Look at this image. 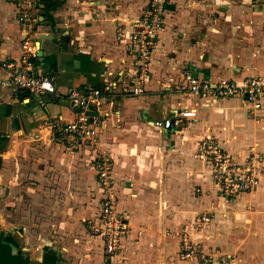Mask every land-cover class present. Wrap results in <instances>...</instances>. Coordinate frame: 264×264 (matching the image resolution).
<instances>
[{"label": "crops", "instance_id": "0c3cea01", "mask_svg": "<svg viewBox=\"0 0 264 264\" xmlns=\"http://www.w3.org/2000/svg\"><path fill=\"white\" fill-rule=\"evenodd\" d=\"M146 1L37 0L33 70L52 80L55 94L16 88L9 82L11 69L0 63V209L9 198L13 205L23 197L39 198L43 223L37 227L63 238L58 247L51 246L56 240L42 244L57 264L81 246L83 220L98 223L102 192L95 153L86 143L69 150L55 138L51 122L75 116L73 90L110 81L113 92L97 107L95 125L100 146L112 158L118 210L127 215L120 248L108 254L110 260L120 253L127 264H198L179 258V229L194 215L208 214L209 225L202 233L189 230L191 238L235 254L239 264H264V171L254 187L224 196L208 158L198 151L209 137L236 163L264 156V94L261 107L251 108L240 96L184 88L187 71L212 82L264 75V0H167L164 27L147 69L139 72L125 37L116 34L129 32ZM27 33L15 4L0 0V59L19 60ZM134 86L142 91L133 92ZM183 107L194 108L196 116L175 129L152 126L154 118ZM257 164L263 166V159ZM18 208L11 210L23 216ZM9 228L10 243L19 242ZM91 236L96 238L88 247L96 243L94 249L104 250L101 238ZM42 259L43 252L36 262Z\"/></svg>", "mask_w": 264, "mask_h": 264}, {"label": "built area", "instance_id": "2783aa9c", "mask_svg": "<svg viewBox=\"0 0 264 264\" xmlns=\"http://www.w3.org/2000/svg\"><path fill=\"white\" fill-rule=\"evenodd\" d=\"M17 8V19L28 33L21 41L22 53L19 60L3 61L0 63L11 69L9 82L16 88L26 90L32 94H55L52 80L42 73L33 70L36 51V40L32 37L33 24L36 21L35 4L37 0H10ZM167 0H147L133 27L125 35L118 31V39L125 37L124 47L127 53L133 54L139 72L147 69L149 59L156 40L164 27V9ZM185 91L191 94H208L211 96H240L244 105L260 108V96L264 94V75H252L245 78H220L210 81L199 77L195 73L185 72ZM133 92H141L142 88L134 86ZM113 92V83L103 82L101 85L90 86L84 91L73 90L69 100L76 110L75 116L67 122L53 120L51 128L55 138L61 140L69 150H76L81 144H88L94 149L93 167L100 186L102 196L99 201L98 223L87 221L91 233L98 235L104 251L113 255L117 253L121 240L127 229V215L118 210V197L111 175L112 158L110 152L102 148L97 139L96 109L101 105L105 96ZM196 110L183 107L172 114L154 118L151 124L156 129L170 130L181 125L184 120L193 119ZM198 151L208 158L213 173L214 185L224 196L234 195L240 191L257 185L262 172L257 161L252 157L250 161L241 164L228 158L221 148L210 140L202 139ZM254 160V161H253ZM210 216L200 214L195 225L205 229L209 225ZM179 258L196 260L198 264H239L235 254H221L218 251L205 248L201 242L189 240L187 234L182 235Z\"/></svg>", "mask_w": 264, "mask_h": 264}, {"label": "rangeland", "instance_id": "374dc122", "mask_svg": "<svg viewBox=\"0 0 264 264\" xmlns=\"http://www.w3.org/2000/svg\"><path fill=\"white\" fill-rule=\"evenodd\" d=\"M224 154L226 153L224 152ZM252 157L254 159L257 157L256 161H260L262 159L264 161V156L261 154L257 156L254 155L248 156L247 158H245V160L250 161ZM228 158L231 159L230 156H228ZM261 165H259V167L262 168V170L264 171V165L263 166ZM211 169L212 168L210 167V171ZM41 202L42 201L39 198L31 200L30 198L23 197L21 199H18L17 201L18 204L13 205L12 203H10V198H9L4 200V202H2V206L4 208L0 209L1 210L0 213L2 217V227H1L2 229L0 230V236L2 237L3 240H6V243L8 244L9 250L11 252L12 250L14 252H18V253L20 252L22 257L24 258L25 264H43L42 261H39L38 263L36 262V260L40 258V253L43 252V254L47 253L48 255H51L53 254V251L47 248H42V244H44V242H47L48 240H56V241H52L53 244L51 246L58 247L59 243L61 242L58 240H63V238L60 235H58L59 233L57 234V232H53V231L49 233L43 231L40 227H37V225H41L43 223V216L40 214ZM33 204L38 206V208L36 207L35 209H33ZM17 206L19 207L18 211L25 213L23 216L15 214L16 213L15 209ZM12 208L15 209L11 210ZM32 210H33L32 212L33 217L28 216L27 214L28 211L31 212ZM29 215H31V213ZM198 216H199L198 214L194 215L193 218L190 220L189 224H183L181 226V229H179L181 235L187 234L189 240H192L194 242H199V241H196L193 238H191L188 235L189 234L188 231L189 230L190 232L193 231L194 234L203 232V228H199L195 225ZM20 217H21V224L19 223ZM9 226L13 227L14 228L13 230L17 231L16 233L19 236L17 237L18 238L17 240L19 242L13 241V244L10 243V238L7 236H9V230L12 228H9ZM80 234L82 235L81 237L83 240L81 241L82 243L80 242L81 246L78 249L77 248L74 249L73 252H69L68 253L69 255L66 256V258H68V261L62 262L60 264H127L124 263L122 257L120 256V253L118 254L119 256L117 255V257H115L112 261L110 260V256H108V254L104 250L98 251V248L94 249L96 243L93 244L94 245L93 247H88V244H91L90 242L93 243L92 240H94L96 237L91 236V232L88 229L86 220H83L82 232ZM66 237L67 235H65V239H67ZM179 248H180V244H179ZM91 249L93 250L92 256H90V252H89ZM115 254L116 253H114L113 255Z\"/></svg>", "mask_w": 264, "mask_h": 264}, {"label": "trees", "instance_id": "16d2710c", "mask_svg": "<svg viewBox=\"0 0 264 264\" xmlns=\"http://www.w3.org/2000/svg\"><path fill=\"white\" fill-rule=\"evenodd\" d=\"M42 263L54 264L55 257L44 253ZM0 264H25V262L21 254L11 252L8 244L0 239Z\"/></svg>", "mask_w": 264, "mask_h": 264}, {"label": "water", "instance_id": "95a60500", "mask_svg": "<svg viewBox=\"0 0 264 264\" xmlns=\"http://www.w3.org/2000/svg\"><path fill=\"white\" fill-rule=\"evenodd\" d=\"M38 54H41V53H38Z\"/></svg>", "mask_w": 264, "mask_h": 264}]
</instances>
